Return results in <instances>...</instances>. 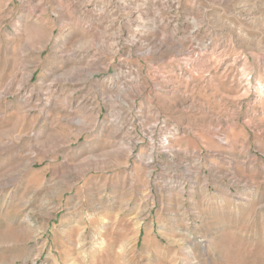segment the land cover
I'll use <instances>...</instances> for the list:
<instances>
[{
    "label": "rangeland",
    "instance_id": "374dc122",
    "mask_svg": "<svg viewBox=\"0 0 264 264\" xmlns=\"http://www.w3.org/2000/svg\"><path fill=\"white\" fill-rule=\"evenodd\" d=\"M0 264H264V0H0Z\"/></svg>",
    "mask_w": 264,
    "mask_h": 264
}]
</instances>
